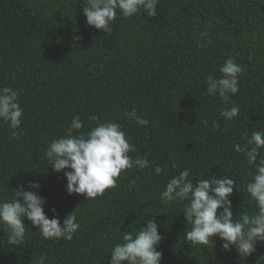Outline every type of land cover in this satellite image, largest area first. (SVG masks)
<instances>
[{
	"label": "trees",
	"instance_id": "obj_1",
	"mask_svg": "<svg viewBox=\"0 0 264 264\" xmlns=\"http://www.w3.org/2000/svg\"><path fill=\"white\" fill-rule=\"evenodd\" d=\"M157 12L123 18L118 11L109 35L86 24L83 0H0V87L19 90L23 109L17 139L0 121V198L38 181L45 214L63 223L74 211L80 224L68 241L43 239L25 220V241L16 246L0 225V264H31L33 255H45L44 264H109L122 232L138 231L150 215L163 237L160 264H264V243L245 257L234 247L224 251L219 238L186 241L187 201L160 199L168 180L188 168L194 183L207 175L235 179L233 218L255 211L245 190L255 168L234 146L246 142L245 132H264V0H159ZM227 58L244 71L225 105L207 94L205 81L220 77ZM232 105L239 114L226 121L220 111ZM132 109L149 125L130 122L125 112ZM76 115L84 132L97 123L93 115L119 123L135 146L129 155L147 156L149 166L123 170L95 199L69 195L45 149Z\"/></svg>",
	"mask_w": 264,
	"mask_h": 264
},
{
	"label": "clouds",
	"instance_id": "obj_2",
	"mask_svg": "<svg viewBox=\"0 0 264 264\" xmlns=\"http://www.w3.org/2000/svg\"><path fill=\"white\" fill-rule=\"evenodd\" d=\"M158 4L159 0H83V14L88 26L111 35L112 22L118 11L123 18L142 13L155 17ZM201 35L207 38L208 33L205 31ZM243 71L233 58H227L219 69V78L206 77L207 94L218 96L228 105L231 97L239 91V75ZM19 96V90L0 87V121L7 123L12 130L11 139L21 135L18 130L23 109ZM239 111L238 106L232 105L221 109L220 115L231 121ZM125 116L139 126L149 125V120L138 115L135 109L126 111ZM89 119L97 123L84 132L81 131L84 124L80 116H74L67 134L54 138L45 149L48 166L56 173L63 172L66 178V192L69 195L81 194L86 200L102 196L106 189L115 187L123 170L149 166L147 156L133 159L129 155L135 146L126 139L119 123L111 120L100 122L94 115ZM213 128L219 129V124L214 122ZM244 137L246 142L235 145L234 151L243 153L247 163L255 168L245 189L255 202V211L251 215L244 213L240 219L233 218L230 197L236 186L235 179L207 175L194 183L189 179L188 168L168 180L160 199L162 202L187 201L182 212L186 241L193 245H207L210 238H219L224 251H231L234 247L239 255L247 257L256 251L258 243H264V157L258 159L260 149L264 148V132L253 131L250 135L245 132ZM172 167H176L175 163ZM154 170L157 175L163 171L160 166ZM40 187L38 181H30L27 187L21 185L12 189L10 199L0 198V225L6 226L8 244L16 246L24 243L25 220L37 228L43 239L63 238L70 241L80 229L74 211L66 214L63 223L56 215L49 218L45 214L46 200L38 194ZM52 211L55 212L54 209ZM150 216L146 220L143 217L145 226L138 231L122 232L123 242L116 243L112 248L109 264H160L163 254L157 248L163 237L158 231L157 215ZM189 225L190 230L187 228ZM46 260L45 255H33L31 264H44Z\"/></svg>",
	"mask_w": 264,
	"mask_h": 264
}]
</instances>
